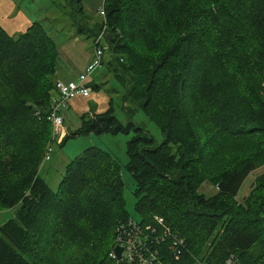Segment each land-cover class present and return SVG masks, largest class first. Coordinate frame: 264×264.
<instances>
[{"label":"trees","instance_id":"16d2710c","mask_svg":"<svg viewBox=\"0 0 264 264\" xmlns=\"http://www.w3.org/2000/svg\"><path fill=\"white\" fill-rule=\"evenodd\" d=\"M103 5L105 65L122 86L125 122L110 102L59 144L80 133L132 131L125 169L140 221L161 216L185 241L179 258L166 261L223 264L233 255L240 264H264V173L236 199L264 163V0ZM57 11L75 27L71 35L94 45L98 13L93 22L82 0H65ZM58 55L42 21L16 35L0 26V210L15 208L0 225V264H128L108 256L115 225L130 218L111 154L83 149L56 190L39 174L54 142L47 117ZM139 110L158 127L160 142L134 121ZM205 181L216 188L208 197L199 191Z\"/></svg>","mask_w":264,"mask_h":264},{"label":"rangeland","instance_id":"374dc122","mask_svg":"<svg viewBox=\"0 0 264 264\" xmlns=\"http://www.w3.org/2000/svg\"><path fill=\"white\" fill-rule=\"evenodd\" d=\"M20 3L22 7L27 8L33 15H36V20L42 21L45 30L54 39L56 44H59L60 39H63L65 35L74 33L73 29H75V27L71 26V28L65 23V21H60V14L57 11V7L64 5L65 0H21ZM47 17H50V19L59 17V19L50 22L49 19H46ZM99 19L100 17L98 15L92 16L93 22L98 21ZM106 31L107 30L105 29V32ZM98 34L94 37V40ZM82 39L85 40L83 37ZM87 43L89 44L87 50L93 49V42L88 40ZM100 46L104 51L103 64L96 68L92 77L100 83V91L102 94L97 95V89H92L88 95H77L69 100V106L65 112V118L63 121V126L66 132L79 129L83 117L89 115L90 112L104 111L109 107L110 102H112L113 111L117 118L125 122V114L122 111L121 100L123 89L114 79L111 72L108 70L109 68L105 65L106 60L109 58V49L108 43L104 38L101 40ZM113 57L115 58L116 55ZM58 71H61V68H58ZM133 117L134 121L143 126L147 133L151 134L157 143L163 139L158 127L146 117L143 111H137ZM132 134V131L129 133H102L99 135L80 133L76 136L69 137L63 144L54 141L51 143L52 149L49 154V159L41 162L39 166V174L45 179L52 190H56L65 166L70 160L89 146H96L103 149L110 153L120 165L121 178L124 182L123 196L125 199V208L129 217L139 221L140 215L134 208V196L132 194L134 181L125 169V164L127 162L126 141L132 136ZM262 173H264V163L252 170L243 180L236 195L238 201L243 200V198L249 193L255 179ZM199 191L208 197L216 192V188L205 181L199 187ZM14 210L15 208L0 210V225L14 215Z\"/></svg>","mask_w":264,"mask_h":264},{"label":"built area","instance_id":"2783aa9c","mask_svg":"<svg viewBox=\"0 0 264 264\" xmlns=\"http://www.w3.org/2000/svg\"><path fill=\"white\" fill-rule=\"evenodd\" d=\"M97 13L100 15L103 25L100 33L94 40L93 51L85 67L79 72L74 80L56 78L54 82L55 95L51 97V107L48 120L51 123V139L60 143L66 131L63 126L65 111L68 102L77 95H88L91 91L88 86L89 78L96 68L103 62V48L101 40L105 39L106 17L103 2ZM49 145L41 159V162L49 159L51 151ZM40 162V164H41ZM122 247V255L116 258L114 246ZM165 246V247H164ZM185 247L184 238L171 228L161 216L154 215L150 222L143 223L130 217L126 221L115 225L113 241L108 256L115 261L123 260L128 264H170L165 256L170 254L178 259ZM207 264V263H204ZM223 264H240L235 256L227 257Z\"/></svg>","mask_w":264,"mask_h":264},{"label":"crops","instance_id":"0c3cea01","mask_svg":"<svg viewBox=\"0 0 264 264\" xmlns=\"http://www.w3.org/2000/svg\"><path fill=\"white\" fill-rule=\"evenodd\" d=\"M20 2L21 0H0V26L10 35L26 30L37 19L36 15L22 7ZM102 2L103 0H82L84 9L91 16L97 15ZM59 42L56 45L59 54L58 68H61V71L57 68L56 77L65 81L74 80L89 61L93 49L87 50L89 47L87 41L71 34L65 35ZM89 79L90 83L98 86L99 82L94 77L91 76ZM100 88H97V95L102 94Z\"/></svg>","mask_w":264,"mask_h":264},{"label":"water","instance_id":"95a60500","mask_svg":"<svg viewBox=\"0 0 264 264\" xmlns=\"http://www.w3.org/2000/svg\"><path fill=\"white\" fill-rule=\"evenodd\" d=\"M114 251H115L116 258L119 259L122 255V247L119 245H115Z\"/></svg>","mask_w":264,"mask_h":264},{"label":"bare ground","instance_id":"6f19581e","mask_svg":"<svg viewBox=\"0 0 264 264\" xmlns=\"http://www.w3.org/2000/svg\"><path fill=\"white\" fill-rule=\"evenodd\" d=\"M65 118V117H64ZM167 255H169V254H167ZM165 257H167V256H165ZM171 258V257H170Z\"/></svg>","mask_w":264,"mask_h":264}]
</instances>
